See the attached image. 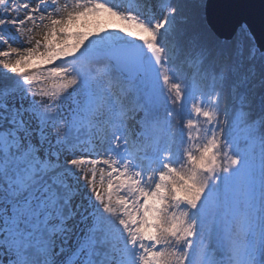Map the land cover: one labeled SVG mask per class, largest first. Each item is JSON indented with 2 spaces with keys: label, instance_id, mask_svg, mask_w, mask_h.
I'll use <instances>...</instances> for the list:
<instances>
[{
  "label": "snow or ice",
  "instance_id": "1",
  "mask_svg": "<svg viewBox=\"0 0 264 264\" xmlns=\"http://www.w3.org/2000/svg\"><path fill=\"white\" fill-rule=\"evenodd\" d=\"M0 264H264V0H0Z\"/></svg>",
  "mask_w": 264,
  "mask_h": 264
},
{
  "label": "water",
  "instance_id": "2",
  "mask_svg": "<svg viewBox=\"0 0 264 264\" xmlns=\"http://www.w3.org/2000/svg\"><path fill=\"white\" fill-rule=\"evenodd\" d=\"M226 0H210V4L212 6H220L221 4L225 3ZM250 3L254 5L255 9L259 11L261 7V0H250Z\"/></svg>",
  "mask_w": 264,
  "mask_h": 264
}]
</instances>
